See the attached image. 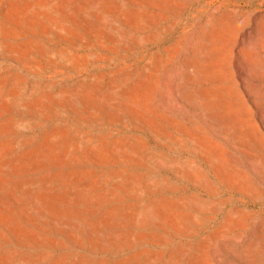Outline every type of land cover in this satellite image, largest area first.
Segmentation results:
<instances>
[{"label":"rangeland","instance_id":"rangeland-1","mask_svg":"<svg viewBox=\"0 0 264 264\" xmlns=\"http://www.w3.org/2000/svg\"><path fill=\"white\" fill-rule=\"evenodd\" d=\"M0 189V264H264V0H0Z\"/></svg>","mask_w":264,"mask_h":264},{"label":"bare ground","instance_id":"bare-ground-1","mask_svg":"<svg viewBox=\"0 0 264 264\" xmlns=\"http://www.w3.org/2000/svg\"><path fill=\"white\" fill-rule=\"evenodd\" d=\"M249 31H250V30H249ZM249 31H248V32H249ZM249 33H250V32H249ZM249 33H248V34H249ZM252 33H253V32H252ZM245 35H246V34H245ZM245 35H244V36H245ZM251 35H252V34H251ZM249 38H250V37H249ZM242 39H244V38H242ZM208 41H209V40H208ZM208 41H207V42H208ZM249 41H250V40H249ZM211 42H212V41H211ZM209 43H210V42H209ZM206 46H208V43H207ZM209 46H210V45H209ZM238 46H239V45H238ZM247 46H248V44H247ZM247 46L244 45L243 47H247ZM209 48H210V47H209ZM236 49H237V48H236ZM236 52H237V51H236ZM240 52H241V51H240ZM237 53H238V52H237ZM235 56H236V55H235ZM238 57H239V56H238ZM216 58H217V57H216ZM234 60H235V59H234ZM241 62H243V61H241ZM231 63H232V62H231ZM236 63H238V61H237ZM240 64H241V63H240ZM244 64H245V63H244ZM239 66H240V65H239ZM241 66H242V65H241ZM243 67H244V66H243ZM240 68H241V67H240ZM240 68H239V69H240ZM246 68H247V66H246ZM205 69H206V68H205ZM238 71H239V70H238ZM242 72H243V71H241V73H242ZM247 72H248V71H247ZM239 73H240V71H239ZM210 74H211V73H210ZM242 74H243V73H242ZM242 74H241V75H242ZM244 74H245V73H244ZM241 75H240V76H241ZM240 76H238V77H240ZM191 77H192V76H191ZM241 77H242V76H241ZM243 77H244V76H243ZM243 77H242V78H243ZM198 78H199V77H198ZM216 78H217V77H216ZM240 79H241V78H240ZM198 80H199V79H198ZM208 80L211 81L212 79H208ZM218 80H219V79H218ZM194 81H195V80H194ZM200 81H201V80H200ZM212 81H213V80H212ZM217 83H218V82H217ZM243 86H244V85H243ZM212 87H213V85H212ZM244 87H245V86H244ZM246 87H247V86H246ZM209 88H210V87H209ZM202 90H203V89H202ZM193 91H195V90H193ZM193 91H192V92H193ZM196 91H197V90H196ZM200 91H201V90H200ZM220 91H221V89H220ZM192 92L190 91L189 94H190V93L192 94ZM194 93H195V92H194ZM202 93H203V92L201 91V94H202ZM191 94H190V95H191ZM209 94H211V93H209ZM190 95L188 96V94H186V96H187L188 99H189V97H192V96H190ZM202 95H203V94H202ZM193 97H194V96H193ZM191 99H192V98H191ZM250 99H251V97H250ZM194 100H195V98H194ZM194 100H193V101H194ZM204 101H205V100H204ZM221 103H222V102H221ZM207 104H208V103H204V104H202V105L204 106V108L209 109L210 107H209ZM209 105H210V103H209ZM218 106H219V105H218ZM220 106H222V105H220ZM201 107H202V106H201ZM208 107H209V108H208ZM207 111H208V110H207ZM208 112H210V111H208ZM221 112H222V111H221ZM210 113H212V112H210ZM218 114H219V113H218ZM218 114H217V115H218ZM224 114H225V113H224ZM213 116H214V115H213ZM226 116H227V115H226ZM226 116H224V117H226ZM214 117H215V116H214ZM231 117H232V116H231ZM222 118H223V117H222ZM226 118H228V117H226ZM219 119H220V118H218V120H219ZM224 119H225V118H224ZM224 119H223V120H224ZM218 120H217V121H218ZM230 120H232V119H230ZM226 121H228V120H226ZM229 122H230V121H229ZM215 123H216V120H215ZM218 123H219V121L217 122V124H218ZM237 124H238V123H237ZM218 125H219V124H218ZM218 125H217V126H218ZM233 127H234V126H233ZM230 129H231V128H230ZM233 129H234V128H233ZM222 130H223V129H222ZM234 130H235V129H234ZM230 131H231V130H230ZM235 133H236V132H235ZM234 137H235V136H234ZM233 139H234V138H233ZM233 141H234V140H233ZM3 168H4V167H3ZM0 191H1V189H0ZM28 197H29V196H28ZM28 197H27V198H28ZM53 197H54V196H53ZM31 202H32V201H31ZM39 211H40V210H39ZM34 212H35V211H34ZM41 212H42V210H41ZM81 222H82V221H81Z\"/></svg>","mask_w":264,"mask_h":264}]
</instances>
